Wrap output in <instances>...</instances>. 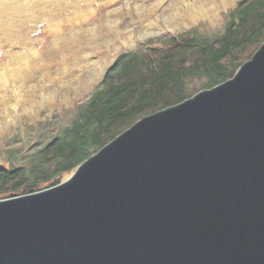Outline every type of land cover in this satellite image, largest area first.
I'll list each match as a JSON object with an SVG mask.
<instances>
[{
	"label": "water",
	"instance_id": "95a60500",
	"mask_svg": "<svg viewBox=\"0 0 264 264\" xmlns=\"http://www.w3.org/2000/svg\"><path fill=\"white\" fill-rule=\"evenodd\" d=\"M0 264H264V41L67 179L0 199Z\"/></svg>",
	"mask_w": 264,
	"mask_h": 264
},
{
	"label": "rangeland",
	"instance_id": "374dc122",
	"mask_svg": "<svg viewBox=\"0 0 264 264\" xmlns=\"http://www.w3.org/2000/svg\"><path fill=\"white\" fill-rule=\"evenodd\" d=\"M198 1L0 0V151L7 145L29 151L44 124L51 122L50 130L67 123L122 52L193 26L200 34H222L226 13L240 0H200L193 8L207 11L180 21ZM0 165H7L2 153Z\"/></svg>",
	"mask_w": 264,
	"mask_h": 264
},
{
	"label": "trees",
	"instance_id": "16d2710c",
	"mask_svg": "<svg viewBox=\"0 0 264 264\" xmlns=\"http://www.w3.org/2000/svg\"><path fill=\"white\" fill-rule=\"evenodd\" d=\"M226 19L222 34H200L193 26L119 54L67 123L50 130L51 122L44 124L29 151L1 149L7 165L0 167V198L58 184L143 116L231 78L264 41V0H240Z\"/></svg>",
	"mask_w": 264,
	"mask_h": 264
},
{
	"label": "bare ground",
	"instance_id": "6f19581e",
	"mask_svg": "<svg viewBox=\"0 0 264 264\" xmlns=\"http://www.w3.org/2000/svg\"><path fill=\"white\" fill-rule=\"evenodd\" d=\"M219 3H223V4H226V3H229V2H231L232 0H217ZM200 2V0L196 3V4H194V5H191V6H189V7H187V9H186V11L184 12V14L182 15V17H181V19H180V21H182V22H184V21H186V20H190V19H193V18H195L198 14H199V12L198 11H200V12H204V11H207V9L206 8H204L203 6H201V5H199V7L197 8V9H194L193 8V6H196L198 3ZM50 3H53V0H50V2H49V4ZM42 10V9H41ZM211 10V9H210ZM13 14L14 15H16L15 14V12H13ZM17 14H18V16H19V11H17ZM209 14H210V11H209ZM10 17V16H9ZM21 18V17H20ZM20 22V21H19ZM22 22V21H21ZM24 22V21H23ZM24 24V23H23ZM21 25V24H20ZM19 30V29H18ZM80 36H82V35H80ZM87 36V35H86ZM80 40V39H79ZM79 40H78V42H79ZM83 40V39H82ZM86 41V40H85ZM68 42V41H67ZM77 42V41H76ZM72 43V42H71ZM80 43V42H79ZM74 45V44H73ZM76 45H77V43H76ZM80 45V44H79ZM78 45V46H79ZM70 46V45H69ZM69 48V47H68ZM76 48H77V46H76Z\"/></svg>",
	"mask_w": 264,
	"mask_h": 264
}]
</instances>
